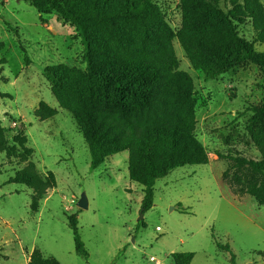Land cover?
Instances as JSON below:
<instances>
[{
	"label": "rangeland",
	"instance_id": "374dc122",
	"mask_svg": "<svg viewBox=\"0 0 264 264\" xmlns=\"http://www.w3.org/2000/svg\"><path fill=\"white\" fill-rule=\"evenodd\" d=\"M158 3L178 32L180 0ZM239 32L264 51V41L250 21L240 25ZM173 46L179 70L193 82L197 136L212 161L177 168L158 180L153 207L143 212V188L129 179L128 152L93 169L74 117L60 108L44 76V69L53 65L85 70L84 44L75 26L55 12L40 14L28 0H0V58L5 60L0 64V120L6 136L0 147V264H29L34 251L59 264H174L172 254L181 252L194 253L192 264L262 261L258 252L264 251V232L249 223L244 226L234 205L262 227L264 205L233 185V171L223 178L229 164L216 152L261 158L250 128L260 130L250 120L252 106L264 102V72L248 62L206 80L177 39ZM41 103L56 109L57 115L40 120L36 112ZM21 136L34 151L29 161L41 177L46 179L51 171L57 182L34 206L33 191L17 183L26 165ZM219 181L233 202L221 199ZM83 193L88 209L77 205ZM71 217L78 220L88 258L76 253ZM217 244L229 245L230 251Z\"/></svg>",
	"mask_w": 264,
	"mask_h": 264
},
{
	"label": "trees",
	"instance_id": "16d2710c",
	"mask_svg": "<svg viewBox=\"0 0 264 264\" xmlns=\"http://www.w3.org/2000/svg\"><path fill=\"white\" fill-rule=\"evenodd\" d=\"M40 14L57 13L73 26L84 44V71L47 66L44 76L60 108L75 119L88 146L91 167L99 168L118 153L128 152L129 179L142 186L143 212L154 204L155 184L173 170L209 164L207 148L197 136V98L191 78L179 70L173 46L178 40L191 66L215 80L250 62L264 72V51L241 36L250 21L264 41V8L260 0H180L182 27L175 32L158 0H28ZM5 63L0 58V64ZM251 134L260 159L216 152L234 172L233 185L264 205V102L252 106ZM41 103L44 121L57 115ZM26 163L17 183L33 191V206L57 186L53 172L42 178L26 136L18 139ZM6 144L0 120V147ZM32 206V207H33ZM75 250L88 258L78 220L69 219ZM230 251L229 245L217 244ZM192 252L173 253L174 264H191ZM234 261V257L232 258ZM29 264H59L34 251Z\"/></svg>",
	"mask_w": 264,
	"mask_h": 264
},
{
	"label": "crops",
	"instance_id": "0c3cea01",
	"mask_svg": "<svg viewBox=\"0 0 264 264\" xmlns=\"http://www.w3.org/2000/svg\"><path fill=\"white\" fill-rule=\"evenodd\" d=\"M211 161H212V158L210 157V161H209V163H211ZM219 183H220L221 190H222L221 199L225 200V199L228 198V197L223 193L222 182L219 181ZM225 197H226V198H225ZM228 199H230V198H228ZM230 200L233 202L232 199H230ZM234 202H235V201H234ZM234 208H236V211H237L238 213H240L241 218H240L239 220L241 221L242 224H245L244 226H247V225L250 224V225L254 226V227L256 228L257 231L259 230V232H260V231L264 232V227H262L259 223L255 222V221L253 220L252 217H249V216L244 215L242 212H240V209H239V208L235 207V205H234ZM237 215H238V214H237ZM248 223H249V224H248ZM157 229H159V228H157ZM258 253L261 255L260 257H262V258H261L262 261H261L259 264H264V251H259ZM192 262H193V261H192ZM158 263H160V262L158 261ZM191 264H192V263H191Z\"/></svg>",
	"mask_w": 264,
	"mask_h": 264
},
{
	"label": "water",
	"instance_id": "95a60500",
	"mask_svg": "<svg viewBox=\"0 0 264 264\" xmlns=\"http://www.w3.org/2000/svg\"><path fill=\"white\" fill-rule=\"evenodd\" d=\"M78 207L81 208V209H88L89 208V202H88V198L86 196L85 193H83L78 201ZM144 214L142 212L141 216H140V219L141 220L143 218Z\"/></svg>",
	"mask_w": 264,
	"mask_h": 264
},
{
	"label": "built area",
	"instance_id": "2783aa9c",
	"mask_svg": "<svg viewBox=\"0 0 264 264\" xmlns=\"http://www.w3.org/2000/svg\"><path fill=\"white\" fill-rule=\"evenodd\" d=\"M152 261H156L154 258H151ZM158 262V261H157Z\"/></svg>",
	"mask_w": 264,
	"mask_h": 264
}]
</instances>
